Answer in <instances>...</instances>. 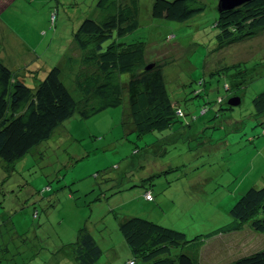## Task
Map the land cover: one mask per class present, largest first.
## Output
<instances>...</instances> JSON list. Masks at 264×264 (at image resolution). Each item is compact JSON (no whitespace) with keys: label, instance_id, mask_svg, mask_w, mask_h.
Wrapping results in <instances>:
<instances>
[{"label":"rangeland","instance_id":"374dc122","mask_svg":"<svg viewBox=\"0 0 264 264\" xmlns=\"http://www.w3.org/2000/svg\"><path fill=\"white\" fill-rule=\"evenodd\" d=\"M200 1L204 11L178 22L155 18L154 0H137L138 27L107 42H144L146 61L163 66L185 112L173 128L139 136L122 122L124 103L67 119L10 169L0 162V264H79L73 242L85 226L103 248L98 264H129L120 221L131 216L202 239L207 264L264 247V232L248 228L206 237L233 221L230 209L249 187L264 186V116L253 104L264 90V27L219 43V0ZM97 2L0 0V57L21 70L34 52L36 77L22 72L31 86L61 65L78 98L80 65L66 67V58L82 56L74 34L102 14ZM234 97L241 102L230 105Z\"/></svg>","mask_w":264,"mask_h":264},{"label":"trees","instance_id":"16d2710c","mask_svg":"<svg viewBox=\"0 0 264 264\" xmlns=\"http://www.w3.org/2000/svg\"><path fill=\"white\" fill-rule=\"evenodd\" d=\"M129 2L98 0L97 6L102 14L98 18L84 19L75 32L74 39L82 56H68L66 67L75 63L80 65L75 82L80 92L78 98L63 80L61 65L51 67L36 85L31 86L23 73L31 72L36 77L33 72L35 62L25 64L19 70L0 58V162L3 168L10 169L75 115L89 118L126 103L122 122L127 129L137 131L139 136L173 128L178 116H185L184 110L176 107L170 96L163 66L146 61L144 42L112 41L107 45L115 35L124 37L138 27L137 0ZM205 7L200 0H154L152 15L185 22L204 11ZM216 23L219 43L264 27V0H251L232 9H223L219 11ZM125 74L126 78H123ZM200 90L202 94L204 89ZM253 104L256 114L264 116V90L253 99ZM49 189L46 187L43 191ZM147 192H151L152 200L151 189ZM260 210L264 214V186H251L231 207L233 221L206 234V237L229 236L244 228L252 233H256L255 230L264 232V215H255ZM120 229L132 252L129 264H207L199 254L202 239L188 238L182 230L141 216L123 219ZM2 246L3 250L5 247ZM73 246L79 264L99 263L103 248L88 227L78 231ZM1 256L5 254L1 253L0 259ZM238 256L232 255L233 261L223 264H264V247Z\"/></svg>","mask_w":264,"mask_h":264},{"label":"water","instance_id":"95a60500","mask_svg":"<svg viewBox=\"0 0 264 264\" xmlns=\"http://www.w3.org/2000/svg\"><path fill=\"white\" fill-rule=\"evenodd\" d=\"M248 1L251 0H219V11L223 9H232ZM240 101H241L240 97H234L229 100V103L232 105H236L239 104Z\"/></svg>","mask_w":264,"mask_h":264},{"label":"built area","instance_id":"2783aa9c","mask_svg":"<svg viewBox=\"0 0 264 264\" xmlns=\"http://www.w3.org/2000/svg\"><path fill=\"white\" fill-rule=\"evenodd\" d=\"M55 18H56L55 13H52V15H51L52 23H54ZM146 197L149 198V199H151L152 198L151 197V192H147Z\"/></svg>","mask_w":264,"mask_h":264},{"label":"crops","instance_id":"0c3cea01","mask_svg":"<svg viewBox=\"0 0 264 264\" xmlns=\"http://www.w3.org/2000/svg\"><path fill=\"white\" fill-rule=\"evenodd\" d=\"M29 49V48H28ZM33 54H32V62H34V60L36 59V54L34 53V52H32ZM1 59H2V57H0ZM3 60V59H2ZM31 61H24V62H22V64H28V63H30ZM3 62L5 63V61L3 60Z\"/></svg>","mask_w":264,"mask_h":264}]
</instances>
